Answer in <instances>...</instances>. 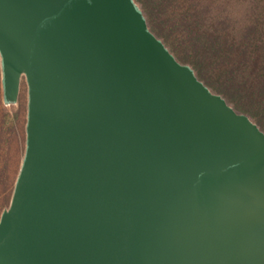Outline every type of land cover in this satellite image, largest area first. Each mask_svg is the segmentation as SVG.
I'll return each instance as SVG.
<instances>
[{
    "label": "water",
    "instance_id": "water-1",
    "mask_svg": "<svg viewBox=\"0 0 264 264\" xmlns=\"http://www.w3.org/2000/svg\"><path fill=\"white\" fill-rule=\"evenodd\" d=\"M0 62L28 88L0 264H264V129L137 0H0Z\"/></svg>",
    "mask_w": 264,
    "mask_h": 264
},
{
    "label": "trees",
    "instance_id": "trees-1",
    "mask_svg": "<svg viewBox=\"0 0 264 264\" xmlns=\"http://www.w3.org/2000/svg\"><path fill=\"white\" fill-rule=\"evenodd\" d=\"M141 1L151 28L172 43L178 59L188 62L207 85L251 114L264 129V51H260L264 50L260 42L264 0H256L257 8H262L260 14L254 25L242 31L230 28L231 19L226 15H207V7L195 12L189 10L191 5L176 16L162 18L159 13L169 0Z\"/></svg>",
    "mask_w": 264,
    "mask_h": 264
},
{
    "label": "rangeland",
    "instance_id": "rangeland-1",
    "mask_svg": "<svg viewBox=\"0 0 264 264\" xmlns=\"http://www.w3.org/2000/svg\"><path fill=\"white\" fill-rule=\"evenodd\" d=\"M169 1L167 2V8L164 9L165 11H160L159 13L162 18L176 16L179 13L187 10L191 5L192 6L189 10L191 11L194 10L195 12H197V9H200L202 7L204 8L207 7L206 9V12L208 13L207 15L209 16L215 14L226 15L229 19H231L230 28L234 26L235 30H241V31L245 30L249 26L254 25V22H256L255 20L256 16L260 14V11L262 9L260 7L257 8L256 0H169ZM137 2L142 6L146 16H148L146 10L144 9L142 1L137 0ZM209 21L210 18L207 19V23ZM148 22L150 25L149 19ZM157 35L160 36L158 33ZM160 37L164 40L167 46L173 52H175L174 49H172V43L168 41V39H166L164 36H160ZM171 37L174 38V36ZM260 42L262 43V45L264 44V35H263V39ZM260 51L263 52L264 51L263 48ZM176 56L178 58V55ZM181 61L186 62L184 60ZM27 101H28V88H27L26 77L24 74H22L20 78V86H19V93L17 100L14 102L12 101L6 102L4 100L3 87H2V70H1V62H0V217L1 214L9 206L14 184L24 155V150H25L24 139L26 137V132L24 131V128L27 119ZM229 102L232 105H234L232 101ZM236 109L238 111H242L238 108ZM249 115L254 121H256V119L251 114Z\"/></svg>",
    "mask_w": 264,
    "mask_h": 264
}]
</instances>
